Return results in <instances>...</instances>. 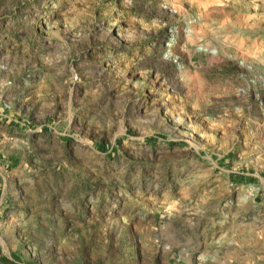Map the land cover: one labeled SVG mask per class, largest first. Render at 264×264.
<instances>
[{"label":"rangeland","instance_id":"rangeland-1","mask_svg":"<svg viewBox=\"0 0 264 264\" xmlns=\"http://www.w3.org/2000/svg\"><path fill=\"white\" fill-rule=\"evenodd\" d=\"M0 264H264V0H0Z\"/></svg>","mask_w":264,"mask_h":264}]
</instances>
